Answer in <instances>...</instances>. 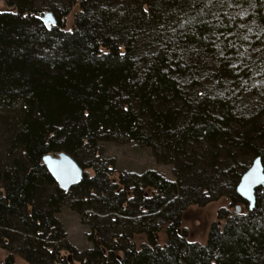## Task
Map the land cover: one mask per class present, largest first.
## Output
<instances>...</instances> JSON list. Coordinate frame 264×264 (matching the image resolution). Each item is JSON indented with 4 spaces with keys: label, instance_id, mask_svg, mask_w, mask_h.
<instances>
[{
    "label": "trees",
    "instance_id": "1",
    "mask_svg": "<svg viewBox=\"0 0 264 264\" xmlns=\"http://www.w3.org/2000/svg\"><path fill=\"white\" fill-rule=\"evenodd\" d=\"M49 1L0 12V264H72L68 201L94 239L73 264H264V185L252 209L235 191L255 157L264 169V0ZM127 141L176 179L147 170L118 190L98 144ZM86 149L94 175L61 189L42 157L80 166ZM220 195L234 207L204 243L177 233L183 208Z\"/></svg>",
    "mask_w": 264,
    "mask_h": 264
},
{
    "label": "rangeland",
    "instance_id": "2",
    "mask_svg": "<svg viewBox=\"0 0 264 264\" xmlns=\"http://www.w3.org/2000/svg\"><path fill=\"white\" fill-rule=\"evenodd\" d=\"M33 2L36 6H39L41 3H50L49 0H33ZM16 10L17 8L15 5L11 6L8 5L6 0H0V12L15 13ZM74 12V10L70 11L66 16L63 17L66 29L72 27ZM52 15L54 17L53 13ZM98 148L102 163L105 165H110L107 166L108 169L110 168V172L107 174L110 182L117 185V189L120 191L123 189V186L119 184L122 176L128 177L131 175H140L147 170L157 172L168 180L175 178L173 175L172 164L165 163L162 160H157L152 155V152L148 147L127 141L102 142L98 144ZM80 160L81 161L79 163L80 167L83 169V173L88 177H92L95 170L93 165H96L97 162L95 161L94 151H87L86 149V151L81 155ZM250 166L251 164L249 167ZM146 190L147 189H144V191ZM128 194L130 193L128 192ZM147 194H149V191H146V195ZM238 203L241 204V201H238ZM229 204V198L220 195L218 199L209 201L200 207L196 205H188L186 208H183L181 212H179L178 222H176L174 227L177 229V233L183 235L186 240L204 243L207 240L208 230L212 223H223V219H220L221 214H219V211L221 209H233L234 205L230 207ZM238 207L240 212V206ZM57 217L64 230V241L70 248L68 250H62L61 256H64L68 263L73 264L77 259L84 258L86 251L91 250L94 246V239L92 238L93 235L90 236V229L86 224L88 217H83L73 210L69 205V201L64 203V205L61 207ZM166 237L167 235L164 233L163 229L158 234H156V238L159 240V243L164 241ZM135 238L138 244L147 242L146 237L143 234H138L135 236ZM4 255L5 251L0 250V259L4 257ZM16 261L22 263L18 257H16Z\"/></svg>",
    "mask_w": 264,
    "mask_h": 264
},
{
    "label": "water",
    "instance_id": "3",
    "mask_svg": "<svg viewBox=\"0 0 264 264\" xmlns=\"http://www.w3.org/2000/svg\"><path fill=\"white\" fill-rule=\"evenodd\" d=\"M36 17L49 28L56 23L50 11L39 10ZM42 163L55 180L57 185L67 191L71 186L78 184L83 176V169L78 163L64 152L56 155L46 154L42 157ZM264 185V169L260 157L252 160L251 166L241 175L236 185V193L248 203L252 209L255 202V190ZM236 212L239 207L236 206Z\"/></svg>",
    "mask_w": 264,
    "mask_h": 264
}]
</instances>
